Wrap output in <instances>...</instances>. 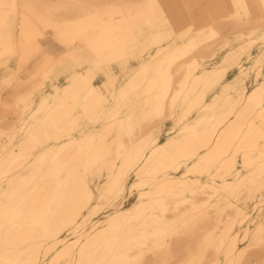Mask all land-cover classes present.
Returning <instances> with one entry per match:
<instances>
[{"label":"bare ground","instance_id":"1","mask_svg":"<svg viewBox=\"0 0 264 264\" xmlns=\"http://www.w3.org/2000/svg\"><path fill=\"white\" fill-rule=\"evenodd\" d=\"M0 264H264V0H0Z\"/></svg>","mask_w":264,"mask_h":264},{"label":"rangeland","instance_id":"2","mask_svg":"<svg viewBox=\"0 0 264 264\" xmlns=\"http://www.w3.org/2000/svg\"><path fill=\"white\" fill-rule=\"evenodd\" d=\"M51 49H57V46L53 43V42H51V43H49V45H48ZM233 74H230V76H232ZM134 195H132L129 199L130 200H133L134 199Z\"/></svg>","mask_w":264,"mask_h":264}]
</instances>
